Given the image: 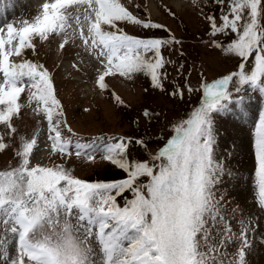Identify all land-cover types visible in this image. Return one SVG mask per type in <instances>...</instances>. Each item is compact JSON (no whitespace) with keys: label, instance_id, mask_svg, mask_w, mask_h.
<instances>
[{"label":"snow or ice","instance_id":"6c2138e0","mask_svg":"<svg viewBox=\"0 0 264 264\" xmlns=\"http://www.w3.org/2000/svg\"><path fill=\"white\" fill-rule=\"evenodd\" d=\"M213 2L225 10L203 14L207 32L233 36L226 45L213 39L212 46L235 55L237 71L201 85L200 106L175 124L174 135L149 161L130 158L131 145L146 147L144 139L108 137L101 158L124 173L111 181H85L63 164L32 162L37 140L20 136L16 127L25 109L47 121L51 155L94 162L99 149L82 143L63 119L54 77L28 53L38 55V43L54 39L66 50L78 31L82 47L102 65L95 78L100 90L108 89L106 78L137 73L162 89L169 63L163 49L181 41L170 34H127L120 24L148 31L164 26L137 18L121 0H42L31 19L0 24V126L6 129L0 152L13 149L17 160L0 170V264H246L255 228L242 219L239 235L233 231L226 194L219 190L231 172L216 155L214 114L228 110L230 82H236L237 95L245 85L264 95V0ZM6 7L11 0H0V11ZM171 94L183 98L182 90ZM235 104L243 105V97ZM143 115L150 118L147 109ZM254 155L264 208V110L255 127ZM230 246L237 250L229 254Z\"/></svg>","mask_w":264,"mask_h":264},{"label":"rangeland","instance_id":"374dc122","mask_svg":"<svg viewBox=\"0 0 264 264\" xmlns=\"http://www.w3.org/2000/svg\"><path fill=\"white\" fill-rule=\"evenodd\" d=\"M42 0H14L18 10L8 16L7 22L23 18L31 19L39 9ZM129 11L139 19H150L164 26L161 30H144L139 26L120 24L124 31L133 36L165 37L170 34L181 41L163 49L169 63L162 70L166 73L163 88H154L151 80L143 73L131 79L120 77L106 78L107 90H100L95 84L97 69L102 65L93 54L85 50L78 38L71 41L66 50H60L59 40L38 43V55L28 53L29 59L45 65L54 77L57 98L64 109V117L72 131L82 143L92 142L99 151L94 162L84 158L71 159L53 156L47 140V121L42 116L31 114L25 109L22 118L16 121L20 136H35L32 162L41 164H63L72 174L85 181H111L123 178L124 173L101 158L100 152L108 142V137L142 138L147 142L143 147L133 143L130 158L149 161L156 150L174 135L173 128L182 119L200 106L204 99L201 85L237 71L238 58L212 46V40L226 45L233 36L211 37L207 32V22L203 14L219 16L225 9L217 8L213 0H121ZM176 3H179L178 5ZM0 24H2L0 16ZM86 31V26H85ZM72 34V30H69ZM75 65V66H74ZM183 68L177 72V68ZM236 82H230L232 101L224 114H214L218 128L216 155L231 172L225 176L220 191L226 194L227 214L233 217V231L239 235L240 220H251L249 232L251 247L246 249V264H264V208L258 202L255 178L254 138L259 114L264 110V95L259 91L242 86L237 95ZM191 87L192 91H188ZM177 89L183 91V98L172 95ZM115 94L122 101L113 99ZM243 97L244 104L237 106L235 100ZM27 103V94L23 95ZM87 109V111H85ZM147 109L150 118L143 113ZM6 132L0 126V133ZM17 160L13 149L0 152V170L15 166ZM142 183L148 178L142 177ZM130 196V194H129ZM235 210V211H234ZM3 235V233H0ZM14 250V249H13ZM228 248L229 254L236 251Z\"/></svg>","mask_w":264,"mask_h":264},{"label":"bare ground","instance_id":"6f19581e","mask_svg":"<svg viewBox=\"0 0 264 264\" xmlns=\"http://www.w3.org/2000/svg\"><path fill=\"white\" fill-rule=\"evenodd\" d=\"M177 5L179 4V3H176ZM0 16H1V13H0Z\"/></svg>","mask_w":264,"mask_h":264}]
</instances>
